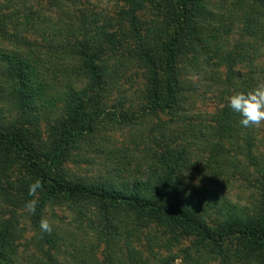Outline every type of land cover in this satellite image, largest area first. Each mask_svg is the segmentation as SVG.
Instances as JSON below:
<instances>
[{
	"label": "rangeland",
	"instance_id": "1",
	"mask_svg": "<svg viewBox=\"0 0 264 264\" xmlns=\"http://www.w3.org/2000/svg\"><path fill=\"white\" fill-rule=\"evenodd\" d=\"M51 1L15 0L11 24V28L14 23L19 25L20 38L26 36L34 42L32 49H28H36L35 53L39 54L41 68L45 69L41 71L43 77L48 76L58 85L75 78L81 59L75 57L72 60V56L58 59L55 50L65 39L71 43H65L69 48L75 47L77 39L84 40L83 33L79 31L84 10L88 16H96L95 29L99 30V37H103V42H98L95 48L100 49L102 45L104 52H108L107 60L99 65L105 82L102 100L87 98L88 114L95 111L93 119L88 121L90 130L73 141L65 163L59 170H53L54 176L69 182H102L116 192L133 194L145 189L142 183L160 166V160L172 157L177 150L189 144V160L184 164L189 167L184 174V178L189 179L187 185L207 188L212 198L218 196L253 211L257 195L256 175L250 157L257 154V148L251 147L252 154L244 155L242 139L239 147L222 141L223 147L219 149L215 146L221 141L219 138L212 139L213 145L208 148L201 144L200 138H196L210 133L213 129L208 130L206 127L209 125L218 128V118L225 112L223 105L227 98L222 95L218 81L219 75L225 77L226 68L218 64L220 54L214 50L202 51L193 44L194 34L187 36L178 56V72H181L179 77L183 81L178 110L173 114L153 112L148 108L150 86L147 74L141 62L133 58L136 47L128 31L129 23L120 17L123 4L110 0H58V4ZM47 3L46 24L38 21V13L30 19L26 17L30 5L40 8ZM138 18L146 46L160 57L173 28L157 16L151 4H146ZM60 36L61 43L57 44L55 39ZM239 39L240 36L234 32L227 40L218 39L217 43L222 41L231 46ZM52 42L54 48L45 47ZM210 42V45H216L214 39ZM246 65L242 67V73L249 70ZM74 69L77 71L73 72ZM48 78L46 80L51 81ZM80 80L78 86L91 92L86 83L88 76L81 75ZM55 93H43L26 110L32 119V123L27 121L30 124L28 135L43 151L54 140L52 129L57 126L56 117L65 114L61 107L65 94H59L58 90ZM257 129H242L241 132H250L254 137ZM164 152L166 156H162ZM8 159L0 163V230L9 224L11 232L9 246L5 250L7 264H37L35 262L42 255V245L32 214L25 210L29 199L23 185L27 177L20 160L13 155ZM215 160L220 162L218 167L210 164ZM109 213L114 216L113 222L104 221V214L88 203L65 199L50 202L43 217L53 223L50 234L55 244V249H52L54 263L131 264L140 260L142 264H184L186 255H215L199 247L193 236L172 232L160 223L142 225L133 213L123 209L110 208ZM46 244L48 247L49 243ZM235 244L230 248L234 249ZM202 262L221 264L219 260L207 257Z\"/></svg>",
	"mask_w": 264,
	"mask_h": 264
},
{
	"label": "trees",
	"instance_id": "2",
	"mask_svg": "<svg viewBox=\"0 0 264 264\" xmlns=\"http://www.w3.org/2000/svg\"><path fill=\"white\" fill-rule=\"evenodd\" d=\"M110 1L123 4L120 17L129 23L128 31L136 47L133 58L141 62L147 74L150 86L148 108L153 112L173 114L178 110V97L183 82L179 77L181 72H178V56L187 36L194 34L193 44L202 51L214 50L220 54L218 64L226 68L225 77L219 75L218 81L222 95L227 98L223 105L225 112L218 118V128L209 125L206 128L213 130L196 138H200L201 144L207 148L212 147V139L219 138L221 141L215 144L219 149L223 147L222 141L230 143L232 147H239L243 140L244 155L252 154L251 147L257 148V154L250 157L256 175L255 209L250 211L245 206L221 200L218 196L216 200L207 188H197L192 184L188 186L189 179L184 178V174L189 167L184 164L189 160V144L177 150L172 157L160 160V166L150 172L142 183L145 189L133 194L116 192L102 182H69L54 176L53 170H59L65 163L68 148L73 141L90 130L88 121L93 119L95 111L88 114L87 98L102 100L105 82L103 74L99 72V65L107 60L108 52H104L102 45L100 49L95 48L98 42H103V37H99V30L95 29L96 16L90 17L84 10V20L79 26L84 40L77 39L75 47L69 48L66 44L71 43L66 39L62 43L61 36L55 39L57 44L61 43V47L55 50V57L62 59L72 56V60L75 57L81 59V64L75 67L79 71L73 70L76 72L75 78L71 82H59L61 85H58L55 80L41 75L45 69L41 68L36 49L31 51L34 42L26 36L19 37L17 23L11 28L15 0H0V149L4 150L0 152V163L4 159L9 160L11 155L20 160L27 177L23 191L28 199L33 198L28 196L29 185L37 179L43 184L37 197L36 212L32 214V222L42 245L41 258L35 263L55 264L52 234L41 231L40 220L50 202L65 199L98 208L104 214V221L113 222L110 208L123 209L133 213L142 225L160 223L172 232L193 236L199 247L215 254L186 255L184 264H203L205 257L219 260L221 264H264V126L257 129L254 137L250 132H241L246 128L240 126L239 115L228 106V97L232 94L246 92L264 82V0ZM54 2L58 4V0ZM146 4H151L157 16L173 28L160 57L146 46L141 34L138 14ZM48 6V3L42 4L40 8L30 5L26 17L30 19L38 13V21L46 24L48 20L45 12ZM234 32L240 36L238 42L231 46L222 41L217 43L218 39L227 40ZM212 39L215 46L210 45ZM53 43L45 47L54 48ZM206 43L208 45L205 46ZM244 64H247L249 70L242 73ZM84 74L88 76L86 83L91 92L78 86L82 81L80 76ZM57 90L59 94H65L61 106L65 114L56 117L57 126L52 129L54 140L43 151L37 147V141L28 135L30 124L27 121L32 123V119L26 110L43 93L51 91L56 94ZM241 134L243 138H240ZM162 156H166V153ZM210 164L218 167L220 162L215 160ZM8 226L6 224L0 230V264H7L8 260V255H5L11 238ZM232 244H235L234 249L230 248ZM131 264L142 263L137 260Z\"/></svg>",
	"mask_w": 264,
	"mask_h": 264
},
{
	"label": "clouds",
	"instance_id": "3",
	"mask_svg": "<svg viewBox=\"0 0 264 264\" xmlns=\"http://www.w3.org/2000/svg\"><path fill=\"white\" fill-rule=\"evenodd\" d=\"M228 106L238 114L239 124L243 128H259L264 126V82L258 83L252 89L236 92L228 97ZM43 189L42 182L37 179L29 185L28 196L33 197L25 203V210L35 214L39 192ZM40 229L43 233L53 231V223L46 217L40 220Z\"/></svg>",
	"mask_w": 264,
	"mask_h": 264
}]
</instances>
